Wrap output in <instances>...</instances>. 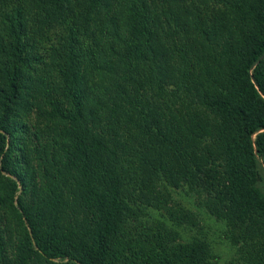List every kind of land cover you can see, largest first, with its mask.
I'll use <instances>...</instances> for the list:
<instances>
[{"label":"trees","instance_id":"obj_1","mask_svg":"<svg viewBox=\"0 0 264 264\" xmlns=\"http://www.w3.org/2000/svg\"><path fill=\"white\" fill-rule=\"evenodd\" d=\"M183 182L264 264V0H0V264H213Z\"/></svg>","mask_w":264,"mask_h":264},{"label":"rangeland","instance_id":"obj_2","mask_svg":"<svg viewBox=\"0 0 264 264\" xmlns=\"http://www.w3.org/2000/svg\"><path fill=\"white\" fill-rule=\"evenodd\" d=\"M103 113L107 116L109 109L104 108ZM155 186L160 189L161 184L156 183ZM168 188L169 191L165 192V189L161 187V191L165 194L164 206L176 207L180 205L192 212V219L184 221L178 226L181 233L186 237L196 235L206 238L211 246L213 264H243L238 256V246L233 244L226 235V221L210 209V204L213 202L210 199V194H207L206 188L198 183L191 187L187 182ZM149 209L153 215L161 216L163 213V215L169 216V213H165L164 207L159 209L150 206ZM167 220L170 222L169 217Z\"/></svg>","mask_w":264,"mask_h":264}]
</instances>
